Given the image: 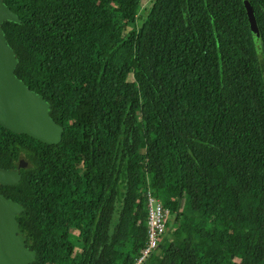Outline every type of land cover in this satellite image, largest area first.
Returning a JSON list of instances; mask_svg holds the SVG:
<instances>
[{
	"label": "trees",
	"instance_id": "1",
	"mask_svg": "<svg viewBox=\"0 0 264 264\" xmlns=\"http://www.w3.org/2000/svg\"><path fill=\"white\" fill-rule=\"evenodd\" d=\"M2 1L15 76L63 127L0 126L31 264H133L148 194L170 216L145 264H264V0Z\"/></svg>",
	"mask_w": 264,
	"mask_h": 264
},
{
	"label": "water",
	"instance_id": "2",
	"mask_svg": "<svg viewBox=\"0 0 264 264\" xmlns=\"http://www.w3.org/2000/svg\"><path fill=\"white\" fill-rule=\"evenodd\" d=\"M247 17L258 45V29L253 11L248 7ZM5 21L19 22L17 16L0 0V126L44 144L57 145L63 127L49 116L50 105L15 76L17 60L1 28ZM26 167L27 163L20 160L16 169H0V185L18 184L21 178L19 170ZM22 211L21 205L0 194V264H31L35 260V252L26 247L25 237L16 220Z\"/></svg>",
	"mask_w": 264,
	"mask_h": 264
},
{
	"label": "built area",
	"instance_id": "3",
	"mask_svg": "<svg viewBox=\"0 0 264 264\" xmlns=\"http://www.w3.org/2000/svg\"><path fill=\"white\" fill-rule=\"evenodd\" d=\"M146 209V244L133 264H145L148 257L158 249L170 216L169 209L160 200L149 194Z\"/></svg>",
	"mask_w": 264,
	"mask_h": 264
},
{
	"label": "rangeland",
	"instance_id": "4",
	"mask_svg": "<svg viewBox=\"0 0 264 264\" xmlns=\"http://www.w3.org/2000/svg\"><path fill=\"white\" fill-rule=\"evenodd\" d=\"M143 7H142V10L141 11H143V8H145L146 7V4H145V1H143ZM141 11L139 12V14L141 13ZM142 14V13H141ZM141 20H139L138 19V21H137V24H138V26H140V24H141ZM128 30V29H127ZM116 221V214L114 215V217H113V222H115ZM75 234V233H74Z\"/></svg>",
	"mask_w": 264,
	"mask_h": 264
}]
</instances>
